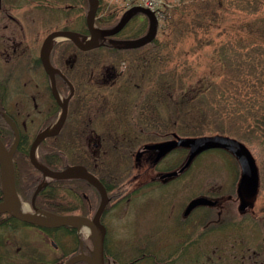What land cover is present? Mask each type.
I'll return each mask as SVG.
<instances>
[{"label":"flooded vegetation","instance_id":"obj_1","mask_svg":"<svg viewBox=\"0 0 264 264\" xmlns=\"http://www.w3.org/2000/svg\"><path fill=\"white\" fill-rule=\"evenodd\" d=\"M82 1L88 6L87 0ZM87 12L75 0L74 5L68 0H0V140L13 153L16 204L93 220L100 192L91 184L92 178L106 188L110 204L127 207L140 193L141 201L148 200L142 208L148 216L139 256H124L125 264H264V244L251 245L241 224L227 220L233 210L240 217L251 215L253 226L258 227V219L264 221V200L240 212L239 198L223 193L221 186V194L209 191L188 199L168 198L163 193L190 173L206 153L219 152L239 165L230 152L212 150L198 156L184 174L168 178L183 167L190 149L175 146L160 157L163 145L196 138L182 128L186 120L181 119L182 104L191 102L180 101L179 55L174 50L165 53L174 39L146 37L149 26L145 16L139 15L133 18L135 26L100 38L91 50L55 38L43 56L44 42L53 33L71 32L82 46L89 45ZM109 17L101 16L99 8L94 22L100 27ZM65 104L66 119L55 131ZM46 132L52 136L40 144L36 161L51 172L73 169L70 177H46L32 164L31 147ZM112 173L127 177L123 183L116 182ZM4 185L0 159V205ZM237 190L238 186V197ZM199 198L215 205L197 206L187 214ZM228 230L240 244H225ZM58 233L1 213L0 264H43L42 257L49 264H60L66 250L62 255V248L55 244ZM63 233L59 239L71 246L78 230L68 228ZM42 245L50 246L52 257L44 256ZM72 253L73 257L82 251ZM105 264H119L109 249Z\"/></svg>","mask_w":264,"mask_h":264},{"label":"rangeland","instance_id":"obj_2","mask_svg":"<svg viewBox=\"0 0 264 264\" xmlns=\"http://www.w3.org/2000/svg\"><path fill=\"white\" fill-rule=\"evenodd\" d=\"M168 1L172 3L173 0ZM177 1L176 6H180L184 10H188L192 6L187 16L191 19L186 24L192 20L198 6L203 3L200 2L202 0ZM205 1L207 6H211L215 0ZM220 1L223 2L221 8L215 4L211 6L215 10V17L211 15L206 17L208 20L205 27H197L195 34L189 36L188 39L185 36L179 38L178 35H174L178 41L175 40L174 47L170 46V49L165 53L170 51L172 53L173 50L181 55L186 53L187 56L178 57L179 64H183L184 59H188L186 65L179 69L180 101L191 102L190 105L182 104L183 108L180 112L181 119H186L182 122L184 132L196 136L227 133L228 136L243 143L252 152L259 166L261 190L257 205L260 206L264 200V130L259 128L260 124L257 126V117L261 120L264 119V0H247L248 2L243 0L242 5L237 8L229 6L226 0ZM68 2L74 5V0L72 2L68 0ZM75 2L83 10L86 9L82 0H75ZM108 10L109 12L116 11L117 16L123 13L118 8H109ZM131 24L135 26L137 21L134 20ZM168 24L169 28L176 33L178 22H169ZM179 24H181L180 28L187 27L184 23ZM161 30L160 25V36L158 37H162L163 33L165 36L163 38L170 37L167 31L162 30V33ZM203 42L208 45L200 49V44ZM188 53L191 54L188 55ZM222 65L225 68L227 66L228 72H224L221 68ZM228 75L233 81V85L236 84L237 95L229 92L231 89L228 87L230 80L226 77ZM247 88H249L250 95L244 93ZM212 103L217 106V103H220V107H213ZM225 111L229 114L227 120L215 118V116H224ZM206 154L196 161L193 170L184 178L171 184L168 189H163L165 197L188 199L190 196L207 195L209 191L221 194L219 191V186H221L223 193L232 196L235 200L234 189L239 180L238 167L221 153ZM178 160L181 159L178 157ZM110 176L116 182H122L127 174L112 173ZM139 195L135 199L133 198L127 207L123 203L119 205L115 202L114 204L118 205L110 207L104 219L108 229L109 253L118 257L119 264L126 263L124 256L127 258L139 256L140 235L144 228V220L148 216L142 209L148 200L141 201L144 197L141 193ZM236 212L234 213L236 214ZM234 213L232 210L227 220H234V223L237 221L241 224L242 232L250 237V244H264V221H259L261 220L259 218L258 227H254L251 215L240 217L237 215L238 213L236 216ZM232 223L229 222V224ZM19 234L20 244H22L24 231L21 227ZM62 235H64L63 232L57 234L55 244L62 248V255L65 250H67V254H71L73 247H79V242L73 241L70 246L71 242L67 243L59 239ZM226 235L229 240L225 244H240L235 234L229 230ZM80 237L85 250L88 249L89 253L93 254L96 247L94 232L86 236L82 233ZM41 250L44 251V256L52 257L50 246L42 245ZM54 253L57 254V252ZM117 253L121 255H117Z\"/></svg>","mask_w":264,"mask_h":264},{"label":"water","instance_id":"obj_3","mask_svg":"<svg viewBox=\"0 0 264 264\" xmlns=\"http://www.w3.org/2000/svg\"><path fill=\"white\" fill-rule=\"evenodd\" d=\"M98 6V0H91V10L89 13V29L91 32V37L93 40V45L89 47H84V50H88L91 48H94L96 46V43L98 42V39L101 37H107V36H113L117 33H119L129 22L133 14L135 13H144L148 15L150 22H151V31L152 35L149 36V38H153L156 34V20L152 17V15L144 11L140 8H134L129 12V16L123 20L114 30L110 32H104V31H95L92 26V21L94 19L95 13H96V7ZM55 36H63L65 38H69L73 41H75L77 44L79 42L77 41V38L72 33H56L51 35L46 45L51 42V40ZM45 45V46H46ZM63 115L59 122L58 127L56 128V131H59L62 127L66 114H67V108L66 106H63ZM52 136V133L46 132L40 135L35 142L33 143L32 149H31V161L32 164L40 170L45 176H49L51 178L55 179H65L71 176V173L73 169H69L65 172H51L48 169L42 167L35 159V151L37 150L39 144L47 137ZM18 144V137L17 141L15 143V147ZM180 145L183 147H188L191 149L190 156L188 158L187 163L183 167V169L180 172H183L186 168H188L193 160L201 153L211 150V149H226L233 153L237 159L239 160L241 166H242V179L239 186V197L241 200V206L240 211L245 212L247 208L252 207L257 196L258 187H259V174L258 169L255 163L254 158L252 157L249 150L241 143H239L236 140L226 138V137H205L200 139H194V140H180L179 143H174L173 145L167 144V146H163V150L160 154V157L164 156L168 151H170L173 147ZM167 147V148H166ZM161 148V149H162ZM0 157L2 158L5 168H6V180L4 185V202L0 205V214L1 213H8L14 218L28 223L35 226L43 227V228H61V227H69V226H78V225H87L93 228L95 235L97 237V249L94 260L86 257L84 255H80L78 257H75L71 259L67 264H76L77 262H85L87 264H105L104 262V238L105 234L101 231L100 226V220L103 212L105 211V208L107 207L109 200L107 197V193L105 188L102 186L101 183L92 180V185L97 187L101 194V206L99 211L97 212L95 218L93 221L80 218V217H74V216H68V217H57L50 215L48 213L42 212L41 216H32L27 213L20 212L16 209V202L18 201L17 193H16V187H15V170L13 165V158L12 154L8 152L3 145V143L0 141ZM177 174L169 175V177L176 176ZM89 177V176H87ZM90 178V177H89ZM201 205H215V203H212L204 198H199L192 202V204L189 206V210H187V214L190 213V211L197 206ZM35 211H37L35 209Z\"/></svg>","mask_w":264,"mask_h":264},{"label":"trees","instance_id":"obj_4","mask_svg":"<svg viewBox=\"0 0 264 264\" xmlns=\"http://www.w3.org/2000/svg\"><path fill=\"white\" fill-rule=\"evenodd\" d=\"M245 2H248L247 0H244ZM215 6H217L218 8H221L222 6H223V2L222 1H220V2H218L217 4H215ZM211 6H203V7H201L198 11H197V17L196 18H192V20L186 25L187 27H185V28H180L181 27V24H178V28H177V34H178V37L179 38H183L184 36L186 37V39H188L189 38V36H192L193 34H195V29L198 27V28H203V27H205V24H206V22H207V18L206 17H209L210 15L211 16H214V12H215V10H214V8H211ZM191 10V9H190ZM187 12V13H186ZM188 13H190V11L189 10H184V11H182V9H178V8H176L173 12H172V14H171V18L169 19L172 23H175L176 21L178 22V23H186L189 19H191V18H187V16L189 15ZM215 17V16H214ZM187 19V20H186ZM110 25H112V24H110ZM109 25V26H110ZM103 26V25H102ZM201 45V47H200V49H203V47H206L208 44H206L205 42H203V44H200ZM187 62V61H186ZM186 62H184L183 64H185ZM180 66H182V64H180ZM223 70H224V68H225V66L224 65H222V67H221ZM228 70L227 69H225V72H227ZM229 71H230V68H229ZM228 79H230V76L228 75V76H226ZM209 80V79H208ZM206 83V82H205ZM252 83V82H251ZM250 83V84H251ZM228 85H229V89H231L229 92L230 93H234L235 95H237V91H236V89H237V87H236V84H234L233 85V81L230 79L229 80V82H228ZM205 86V85H204ZM244 93H247L248 95H250V92H249V88H247L246 90H245V92ZM238 101V100H237ZM216 103V102H215ZM218 104V106L217 105H214L213 103H212V105H213V107H220L219 106V104L220 103H217ZM225 109H226V107L225 106H223ZM229 114L225 111V115L224 116H218V117H216L215 116V118H217V119H220V120H223V119H228V116ZM258 120H260V118H258L257 117V121ZM261 121V120H260ZM41 207V206H40ZM43 208V207H42ZM79 264H84V263H79Z\"/></svg>","mask_w":264,"mask_h":264},{"label":"bare ground","instance_id":"obj_5","mask_svg":"<svg viewBox=\"0 0 264 264\" xmlns=\"http://www.w3.org/2000/svg\"><path fill=\"white\" fill-rule=\"evenodd\" d=\"M17 210L21 211V212H27L29 213V215H32V216H41V212L39 211H36V212H29V208L24 205V204H17ZM80 232H83L85 235H88L89 233H91V229H88L87 227L85 226H82V225H79L78 226Z\"/></svg>","mask_w":264,"mask_h":264}]
</instances>
